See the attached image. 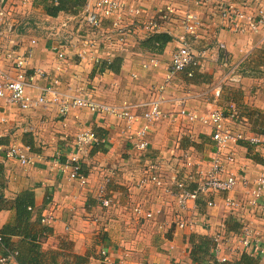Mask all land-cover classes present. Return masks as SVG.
<instances>
[{"label":"crops","instance_id":"1","mask_svg":"<svg viewBox=\"0 0 264 264\" xmlns=\"http://www.w3.org/2000/svg\"><path fill=\"white\" fill-rule=\"evenodd\" d=\"M62 17L65 15L46 16V19L58 21ZM200 17L205 22L202 38L208 53L167 83L162 106L164 117L149 133L150 157L167 161L162 176L169 181L176 173L186 178L199 169L209 168L217 150L212 127L190 120L180 111L186 108L206 115L217 107L227 116L230 107L235 106L238 118L227 117L225 124L234 132H242L246 139L230 143L235 153L233 170L239 176L246 175L250 186L264 172V38L260 34L236 33L223 27L220 17L211 15L206 7L200 9ZM169 25L177 35V25ZM71 34L70 38L60 40L66 46L65 60H60L54 49L60 44L58 38L46 40L30 33L12 34L11 40L17 46H25L34 37L38 39L28 73L42 69L46 75L37 76L34 85L29 84V92L41 93L57 77L60 95L90 93L111 105L128 106L141 113L156 87L165 84L172 54L178 46L175 40L167 44L164 52L156 53L131 37L124 49L117 43L110 46L103 43L96 49L100 60L120 58L114 62V70L100 71L99 62L91 56L81 59L77 55L83 49V38L75 32ZM135 34L144 38L147 33L137 28ZM224 53L231 56L232 65H239L241 79L237 82L228 79L229 68L221 63ZM154 61L156 65L152 64ZM144 63L150 65L145 68ZM190 71L192 76L188 75ZM217 89L221 92L219 96ZM140 125L141 122L135 124L133 130ZM127 128L125 119L85 108L73 107L62 116L58 103L26 110L0 100V192L3 198L0 231L10 237L19 257L27 261L34 257L38 259L37 264H91L104 248L119 264H203L210 260L220 263L218 258L223 257L227 262L220 264H237L243 253L259 264L256 248H243L239 240L246 223L264 241V208L259 210L246 205L242 210H228L223 203L225 192L215 194L217 205L208 208V196L202 195L197 201L199 216L195 227H177L173 222L175 195L159 186L138 188L147 159L134 149ZM82 129L94 130L100 139L82 158V171L88 177L86 186L70 179L69 155L71 152L79 154L74 141ZM253 137H258L260 143L248 150L242 142ZM209 141L213 143L212 148L204 155L203 149L210 145ZM10 145L22 147L32 157L31 162L8 158L5 149ZM107 178L110 179L106 186L112 199L110 207L100 205L96 198L98 186ZM246 189L239 184L235 192L245 202ZM18 201L30 210L28 218L17 219ZM139 202L160 212L151 219L136 217L132 210ZM50 212H54L55 220L43 222V216ZM216 231L223 235L217 255L213 243ZM31 236H36L35 242L41 246L38 252L32 250L34 239ZM203 238L210 239L211 247L207 259L199 262L191 256L194 242H201ZM12 264L20 263L15 259Z\"/></svg>","mask_w":264,"mask_h":264},{"label":"built area","instance_id":"2","mask_svg":"<svg viewBox=\"0 0 264 264\" xmlns=\"http://www.w3.org/2000/svg\"><path fill=\"white\" fill-rule=\"evenodd\" d=\"M0 0V100L7 104L20 106L22 109H35L47 103H58L60 114L66 116L73 107L85 108L97 114L115 115L127 122V130L130 132L128 138L136 151L142 153L147 159L143 175L139 178L138 188L145 190L150 186H159L172 193L176 198L173 222L179 228H194L197 224L198 204L200 196H208L206 204L208 208L216 207L217 201L215 194L225 192L223 203L228 210H242L249 206L254 209L262 210L264 208V172L257 176L249 186V178L246 175L239 176L233 170L235 163V153L230 149L231 142L246 139L242 132H234L225 124L226 118L237 119V110L231 106L225 115L220 108H213L206 115H198L186 108L181 109L180 113L187 116L190 120H198L212 127V138L216 144L217 150L211 158L210 167L199 169L195 174H190L186 178H181L177 173L172 176L169 182L164 181L162 176L163 168L167 161L164 158H152L151 141L149 133L153 125L164 117L163 103L165 102L164 90L171 78L177 73L185 71L190 65L200 62L208 53L203 45L202 28L205 22L200 17V9L206 7L211 15L220 17L223 27H227L236 33L260 34L264 38V0H88L82 8L80 16L84 22L95 28L87 35H80L83 38V49L79 50L77 55L81 59L92 57L96 62L101 58L97 55L96 49L103 43L105 45L119 44L121 49L127 46L130 34V27L137 20L143 21V27L137 28L149 34L153 31L168 30L169 24H175L179 28L177 35L174 33L178 42L176 50L173 52L168 70L166 82L164 85L156 87L155 94L143 106L141 113L133 111L130 107H120L101 101L90 93L80 95L66 94L60 95L57 86L60 80L55 77L49 85H46L42 92L34 95L28 91V86L34 85L36 77L46 75L42 69L28 73L29 61L33 49L38 44L37 38L30 39L25 46L13 44L11 36L13 33H19L17 26L11 21L12 4L18 3V8L27 7L30 10L35 5V0ZM56 3L58 0H54ZM23 5V6H22ZM28 14V12H26ZM149 15V16H148ZM67 19H73L72 16ZM65 19L63 26L68 25ZM12 22V23H11ZM170 26V25H169ZM170 30V29H169ZM168 30V31H169ZM173 30V29H171ZM177 32V31H175ZM22 34V33H21ZM98 37V40L95 38ZM7 41L11 44L7 45ZM80 41V40H79ZM63 44L55 45L57 57L60 60L66 59V51L61 49ZM221 48L224 46L221 45ZM109 59V58H108ZM221 63L228 67V79L239 81L241 72L239 65H232L231 56L224 53L221 57ZM153 65L157 63L152 62ZM150 64L144 63L147 68ZM189 76L193 72L188 73ZM220 89L216 90V95H220ZM141 122L138 129L133 130V126ZM253 144L260 143L258 137L250 138ZM74 145L79 154L70 153L71 172L70 179L77 180L81 186L88 184V177L82 171L83 156L89 152V148L98 142L99 137L92 129H82L77 132ZM8 158H16L21 162H31L32 157L17 145H10L5 149ZM82 159V160H81ZM110 179H106L97 188L96 198L100 205L110 207L112 199L107 194V184ZM195 184L192 187L191 184ZM245 187L247 201H242L235 195L238 185ZM160 210H154L144 202L136 204L132 214L136 217L147 219L154 218ZM263 213V212H262ZM55 220L54 212L44 215L43 222H53ZM240 245L243 248L255 247L260 255L259 264H264V241H262L253 231L249 224H244L240 235ZM223 235L221 232L213 234L214 252L220 250ZM2 233L0 231V240ZM6 253L0 254V264H12L19 251L15 248H5ZM220 263H226L227 258H218ZM91 264H119L110 255L107 249L101 248L95 258V263ZM203 264H210V261Z\"/></svg>","mask_w":264,"mask_h":264},{"label":"trees","instance_id":"3","mask_svg":"<svg viewBox=\"0 0 264 264\" xmlns=\"http://www.w3.org/2000/svg\"><path fill=\"white\" fill-rule=\"evenodd\" d=\"M87 2L88 0H58L57 3L54 0H35L34 7L36 8L40 7L41 10L45 13V15L49 17H57L60 14H64L65 18L67 19V17L72 16L73 19L70 20L71 22L70 21L68 22L74 24L73 31L78 35H87L91 30L92 31L95 30L93 26L88 25L86 22H84L80 16V12L82 8L87 4ZM134 25H139L143 27V21L137 20L136 23L131 25L129 37H131L133 40L139 39L138 41L144 47H146L148 50L152 52L162 53L164 52L168 43L176 40L173 30H171L172 28H170L169 25H168V28L170 29V30L168 29L169 31L167 29L162 31H153L149 34H146L144 38L142 37L140 38V36L138 38V36L135 34L137 26ZM22 26L23 24L18 25L17 31L19 33L27 34L28 29L25 30L26 27H22ZM141 34H143V32L140 34L138 33V35ZM58 43L61 44L60 40H58ZM61 49L64 51L66 49V46L63 45ZM118 58H120V56L115 57L114 60L110 61L107 57H105L99 62V65L97 66H99L100 71H103L106 68L114 70L115 69L114 62ZM242 143H244L248 147V150H251L252 146L254 145L250 141L247 142L243 141ZM97 144H99V142ZM254 157H256V154L254 155ZM2 199H3L2 193L0 192V202ZM16 209H17V219L29 217L30 210L26 207L25 204L23 203L21 204L18 201L16 205ZM31 237L32 239H34L32 250L33 252H38L41 246L35 242L37 240V237L36 236H31ZM9 239L10 237L2 233V239L0 240V253L2 254L6 253L5 248L11 249L12 247L17 249L10 243ZM210 247H211L210 239L207 240L206 238L205 239L203 238L201 242L198 243L194 242L192 256H191L192 259L199 262L205 261L207 259L206 256L209 254ZM199 255H201L202 257H199ZM16 259L19 261L20 264H29V262H33L35 264L38 263V259L34 257L27 261V259H22L21 257H19V254L16 256ZM210 264H220V263L216 261L213 262V260H210ZM237 264H257V261L249 254L243 253L240 260L237 261Z\"/></svg>","mask_w":264,"mask_h":264},{"label":"rangeland","instance_id":"4","mask_svg":"<svg viewBox=\"0 0 264 264\" xmlns=\"http://www.w3.org/2000/svg\"><path fill=\"white\" fill-rule=\"evenodd\" d=\"M11 8L12 12H14L11 16V21L15 24V26L23 24L22 27H26L25 30L28 29V33L40 36L42 39L54 40L53 38H58L61 40L65 37L70 38V36L73 35L71 33H74L73 23H68L65 28V26L62 25V22L66 19L65 17H62L60 20L58 19V21H50V19H46V15L40 7H33L31 10L25 6L18 8V3L14 2ZM34 8H36V10ZM26 12L31 13L27 14ZM209 144L210 145L207 146L205 150L203 149L204 155L209 153L212 148L213 143L209 141ZM169 170H171V168H169ZM164 181L169 182L166 177L164 178Z\"/></svg>","mask_w":264,"mask_h":264}]
</instances>
